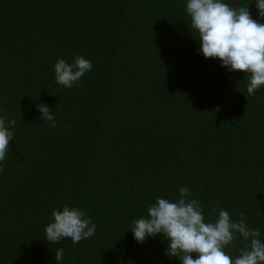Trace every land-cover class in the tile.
Listing matches in <instances>:
<instances>
[{
  "label": "trees",
  "instance_id": "obj_1",
  "mask_svg": "<svg viewBox=\"0 0 264 264\" xmlns=\"http://www.w3.org/2000/svg\"><path fill=\"white\" fill-rule=\"evenodd\" d=\"M188 23L184 0H0V115L16 122L0 168V264H57L56 248L63 264H180L162 237L137 243L128 228L185 185L206 219L243 212L264 238V86L249 95L243 71L198 54ZM76 55L91 70L57 84L56 59ZM64 204L95 234L50 245L44 227Z\"/></svg>",
  "mask_w": 264,
  "mask_h": 264
},
{
  "label": "clouds",
  "instance_id": "obj_2",
  "mask_svg": "<svg viewBox=\"0 0 264 264\" xmlns=\"http://www.w3.org/2000/svg\"><path fill=\"white\" fill-rule=\"evenodd\" d=\"M250 4L232 6L227 0H184V10L199 44L198 54L217 59L226 71H243L247 77L246 92L254 95L264 86V0H255V18L249 11ZM52 68L55 82L70 88L91 70L92 63L76 55L71 62L57 58ZM36 108L41 113L40 120L56 126L47 104L38 103ZM15 123L0 115V168L10 151ZM178 193L176 197H155L148 203L146 215L132 221L128 229L137 243L160 236L166 242L165 255L178 258L180 264H264V238L259 228L246 223L243 212L239 219H234L228 210L219 208L214 218L206 219L202 203L192 196L187 185L179 187ZM50 217L44 227V240L50 245L62 239L75 244L95 234L97 225L84 209L64 204L53 208ZM237 237L243 241V247L234 255L227 247ZM54 251V260L63 264V248Z\"/></svg>",
  "mask_w": 264,
  "mask_h": 264
}]
</instances>
